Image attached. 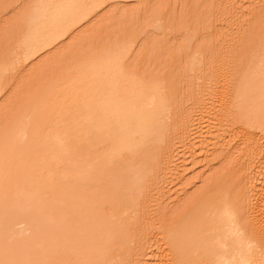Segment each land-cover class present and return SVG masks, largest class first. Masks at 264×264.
Returning <instances> with one entry per match:
<instances>
[{
    "label": "bare ground",
    "instance_id": "6f19581e",
    "mask_svg": "<svg viewBox=\"0 0 264 264\" xmlns=\"http://www.w3.org/2000/svg\"><path fill=\"white\" fill-rule=\"evenodd\" d=\"M81 2L87 1L32 3L26 38L31 58L59 43L69 20L85 11ZM113 50L105 57L91 50L84 59V54L66 56V49L55 51L54 61L66 63L63 71L0 138V264H112L110 244L138 229L128 219L139 211V193L176 100L162 77L126 64L122 46ZM204 52L195 55L194 71ZM260 53L234 97L232 126L238 134L231 140L239 143L237 149L264 151ZM213 101L228 102L220 91ZM231 145L222 146L225 154ZM231 184L226 178L211 181L207 192L163 226V264H264L263 206L250 221ZM258 196L264 201V190Z\"/></svg>",
    "mask_w": 264,
    "mask_h": 264
},
{
    "label": "rangeland",
    "instance_id": "374dc122",
    "mask_svg": "<svg viewBox=\"0 0 264 264\" xmlns=\"http://www.w3.org/2000/svg\"><path fill=\"white\" fill-rule=\"evenodd\" d=\"M36 1L0 0V138L9 135L25 107L31 109L38 95L47 94L54 76L63 71L66 63L53 59L58 50L66 49L71 57L84 54V59L93 51L108 56L112 49L133 45L124 52L125 63L162 77L176 100L139 193V211L128 219L137 223V232L130 226L126 239L110 244L112 264H163V226L219 178L238 188L233 186V193L239 192L235 194L250 221L258 216V207L264 212L258 196L264 175L256 172L264 165V151L237 149L234 143H239L231 140V134H238L232 126L237 86L251 76L252 62L264 52V0H86L80 3L84 7L79 4L84 9L87 4L85 11L69 20L59 43L31 58L26 38ZM199 50L205 52L194 71ZM219 91L227 105L214 103ZM47 111V105L41 109L43 115ZM228 141L232 152L229 148L225 154L222 146Z\"/></svg>",
    "mask_w": 264,
    "mask_h": 264
}]
</instances>
